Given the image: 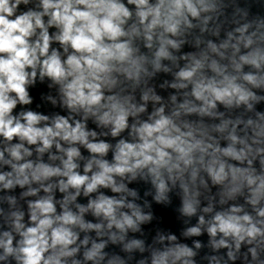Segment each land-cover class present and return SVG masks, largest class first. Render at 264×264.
Returning <instances> with one entry per match:
<instances>
[{
	"label": "clouds",
	"instance_id": "obj_1",
	"mask_svg": "<svg viewBox=\"0 0 264 264\" xmlns=\"http://www.w3.org/2000/svg\"><path fill=\"white\" fill-rule=\"evenodd\" d=\"M0 264H264V0H0Z\"/></svg>",
	"mask_w": 264,
	"mask_h": 264
}]
</instances>
